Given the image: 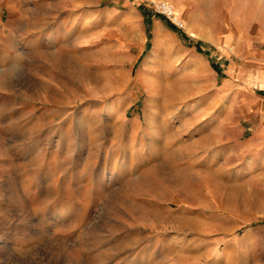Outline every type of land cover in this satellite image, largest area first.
I'll list each match as a JSON object with an SVG mask.
<instances>
[{
	"label": "rangeland",
	"instance_id": "374dc122",
	"mask_svg": "<svg viewBox=\"0 0 264 264\" xmlns=\"http://www.w3.org/2000/svg\"><path fill=\"white\" fill-rule=\"evenodd\" d=\"M246 87L264 0H0V264H264Z\"/></svg>",
	"mask_w": 264,
	"mask_h": 264
},
{
	"label": "crops",
	"instance_id": "0c3cea01",
	"mask_svg": "<svg viewBox=\"0 0 264 264\" xmlns=\"http://www.w3.org/2000/svg\"><path fill=\"white\" fill-rule=\"evenodd\" d=\"M259 114L264 118V97L246 87V117H257ZM258 132L264 133V123Z\"/></svg>",
	"mask_w": 264,
	"mask_h": 264
},
{
	"label": "built area",
	"instance_id": "2783aa9c",
	"mask_svg": "<svg viewBox=\"0 0 264 264\" xmlns=\"http://www.w3.org/2000/svg\"><path fill=\"white\" fill-rule=\"evenodd\" d=\"M158 8L162 13L171 18L175 22V24H177L178 26H183L182 21L179 20L175 15V9L173 5L167 2H161Z\"/></svg>",
	"mask_w": 264,
	"mask_h": 264
},
{
	"label": "bare ground",
	"instance_id": "6f19581e",
	"mask_svg": "<svg viewBox=\"0 0 264 264\" xmlns=\"http://www.w3.org/2000/svg\"><path fill=\"white\" fill-rule=\"evenodd\" d=\"M175 7V6H174ZM210 138V137H209ZM211 138H214V137H211ZM208 140H206V142H207ZM209 141H211V140H209ZM217 171H218V169H216ZM224 170V169H223ZM222 170V171H223ZM216 171V172H217ZM214 172H211V173H207V174H209V176H210V181L213 183L212 185H215V175L213 174ZM218 173H219V171H218ZM189 174V173H188ZM192 174V173H191ZM189 176V175H188ZM190 177V176H189Z\"/></svg>",
	"mask_w": 264,
	"mask_h": 264
},
{
	"label": "trees",
	"instance_id": "16d2710c",
	"mask_svg": "<svg viewBox=\"0 0 264 264\" xmlns=\"http://www.w3.org/2000/svg\"><path fill=\"white\" fill-rule=\"evenodd\" d=\"M200 50V49H199ZM201 51V50H200ZM213 63H215L214 61H213Z\"/></svg>",
	"mask_w": 264,
	"mask_h": 264
}]
</instances>
